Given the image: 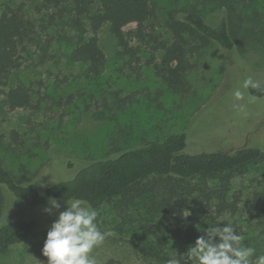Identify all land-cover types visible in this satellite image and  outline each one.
Returning <instances> with one entry per match:
<instances>
[{
    "label": "trees",
    "instance_id": "16d2710c",
    "mask_svg": "<svg viewBox=\"0 0 264 264\" xmlns=\"http://www.w3.org/2000/svg\"><path fill=\"white\" fill-rule=\"evenodd\" d=\"M30 1L32 8L23 2L0 9V92L10 110L36 108L35 100L39 104L43 98L22 81L4 91L13 73L29 59L36 61L31 63L34 66L47 64L62 47L67 49L68 60L85 66L86 78L101 77L108 59L98 33L106 24L122 58L139 59V54L146 52L142 44L132 46V39L138 35L144 44L158 45L162 61L155 64L156 73L177 93L188 89V70L194 65V57L213 43L241 54L264 51V0H187L183 4L179 0ZM208 4L223 12L216 25L205 17ZM131 23L136 24L135 29L126 30ZM249 89L254 96H264V85ZM94 116L102 118L99 112ZM17 136L14 132L15 140ZM186 146L184 132L136 147L115 145L118 154L91 159L73 178L50 180L45 188L36 183L42 175H17L0 155V216L6 200L4 188L30 210L48 207L49 197L62 202L80 198L96 209L113 203L123 225L140 231L135 250L146 264H169L173 259L184 264L181 255L195 244L206 222L211 224L215 217L237 211L238 200L229 195L233 178L243 174L249 164L264 162V148L242 146L185 153ZM130 206L138 209L139 215L134 216ZM174 221L188 223L184 236L175 237L176 241L165 234ZM41 224L38 218L0 224V254L22 246ZM262 239L264 243V236ZM242 243L253 247L251 238ZM254 246L257 256L264 254L257 251L258 243Z\"/></svg>",
    "mask_w": 264,
    "mask_h": 264
},
{
    "label": "rangeland",
    "instance_id": "374dc122",
    "mask_svg": "<svg viewBox=\"0 0 264 264\" xmlns=\"http://www.w3.org/2000/svg\"><path fill=\"white\" fill-rule=\"evenodd\" d=\"M23 2L32 8L30 0H0V9ZM204 14L209 23L216 25L223 12L208 4ZM135 27L131 23L125 29ZM157 28L162 29L160 25ZM98 36L108 59L101 77L86 78L85 66L68 60L67 49L62 47L45 65L34 66L31 63L35 60H27L23 68L13 73L4 90L20 81L30 85L43 96L39 104L35 100L36 108L10 110L4 106V94L0 92V155L15 174L42 175L36 183L45 188L50 180L73 178L91 159L118 154L115 145L136 147L183 132L187 134L185 153L242 146L264 148V96L241 89L245 100L238 103L245 104V110L240 112L233 107L231 95L248 76L264 85V51L241 54L213 43L194 57V65L188 70V89L177 93L156 73L155 64L162 61L158 45L148 46L138 35L132 39V46L142 44L146 52L139 54V59L130 60L118 54L116 38L108 24ZM249 97L255 99L249 103ZM95 112L101 113L102 118H96ZM14 132L18 133L16 140ZM4 192L0 224L17 218H38L42 224L22 246L0 254V264H47L43 247L59 212L50 215L44 209L30 210L10 190L4 188ZM229 195L238 200L237 211L215 217L211 224L206 222L198 236L204 235L203 230L212 224L231 222L236 234L243 240L251 238V245L255 248L258 243L257 251L264 253V162L251 163L243 174L236 175ZM59 202V211L66 210V203ZM128 210L139 215L134 206ZM97 211L100 230L111 233L93 253L98 264H146L135 250L140 231L123 225L113 203H106ZM174 223L165 234L176 241L175 237L184 236L188 223Z\"/></svg>",
    "mask_w": 264,
    "mask_h": 264
},
{
    "label": "clouds",
    "instance_id": "9594fccd",
    "mask_svg": "<svg viewBox=\"0 0 264 264\" xmlns=\"http://www.w3.org/2000/svg\"><path fill=\"white\" fill-rule=\"evenodd\" d=\"M249 88L260 89L261 82L248 76L231 94L233 107L240 112L245 110V104L238 103L245 100L241 89ZM254 99L249 97L248 102ZM65 203L66 210L59 211L61 203L55 197H49V206L44 209L50 215L59 212L47 232L43 247L47 264H98L93 253L111 233L100 230L97 223L99 213L88 201L71 198ZM203 231L205 234L196 239L186 254L181 255L184 264H264V254L257 256L254 247L244 245L243 237L236 234L231 222ZM169 264H180V261L173 259Z\"/></svg>",
    "mask_w": 264,
    "mask_h": 264
}]
</instances>
